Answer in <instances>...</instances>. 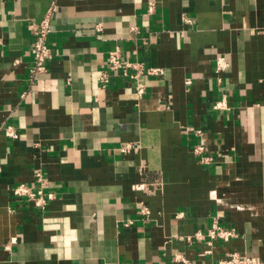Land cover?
I'll return each instance as SVG.
<instances>
[{
  "label": "crops",
  "instance_id": "1",
  "mask_svg": "<svg viewBox=\"0 0 264 264\" xmlns=\"http://www.w3.org/2000/svg\"><path fill=\"white\" fill-rule=\"evenodd\" d=\"M51 5L52 58L31 76L29 25ZM111 51L162 74L112 71ZM233 253L264 262V0H0V264Z\"/></svg>",
  "mask_w": 264,
  "mask_h": 264
},
{
  "label": "built area",
  "instance_id": "2",
  "mask_svg": "<svg viewBox=\"0 0 264 264\" xmlns=\"http://www.w3.org/2000/svg\"><path fill=\"white\" fill-rule=\"evenodd\" d=\"M54 6L51 5L46 11L44 17L37 23H32L29 25V30L33 37L32 47L30 49L32 57V67L30 69L31 76L38 74H44L47 72L48 64L52 58V53L47 45V37L51 32V21L53 16ZM109 68L112 71H121L123 75L129 76L132 79H136L139 76H152L157 77L162 74V69L157 67L145 68L141 64H133L129 62H124L121 59L118 51H111L108 55ZM227 68V62L222 56H218L215 59L214 71L219 74ZM134 70L133 73H128V70ZM104 79V78H103ZM136 91L138 95L143 94V86L137 84ZM213 109L216 110H228L227 103L224 99H221L214 103ZM6 135L9 137H15L14 132L7 129ZM202 147L196 148V152H201ZM37 176V181H41L39 174ZM144 185H135L134 189H143ZM12 194L15 197H21L28 201L34 203L35 206L44 208L45 199H49L51 195H46L44 198L42 196V191H34L31 187L24 184H19L13 187ZM149 210L147 207L142 206L139 209V214L148 215ZM235 236V231L233 229H225L216 225H212L209 231V237L218 238L222 240H227ZM181 258V257H178ZM182 259V258H181ZM249 259H242L236 253L230 254L228 258L223 259L219 264H250ZM264 264V262H263Z\"/></svg>",
  "mask_w": 264,
  "mask_h": 264
}]
</instances>
